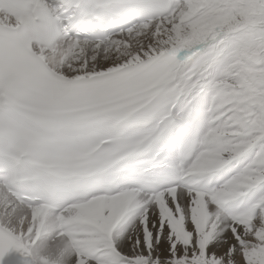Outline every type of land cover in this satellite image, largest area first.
Here are the masks:
<instances>
[{
  "label": "snow or ice",
  "instance_id": "snow-or-ice-1",
  "mask_svg": "<svg viewBox=\"0 0 264 264\" xmlns=\"http://www.w3.org/2000/svg\"><path fill=\"white\" fill-rule=\"evenodd\" d=\"M0 264H264V0H0Z\"/></svg>",
  "mask_w": 264,
  "mask_h": 264
}]
</instances>
